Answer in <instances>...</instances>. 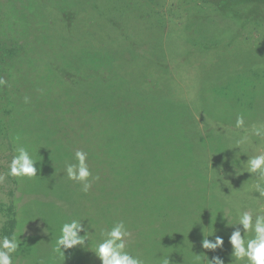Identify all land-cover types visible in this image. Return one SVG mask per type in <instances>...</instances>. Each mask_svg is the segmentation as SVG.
<instances>
[{
  "label": "rangeland",
  "instance_id": "rangeland-1",
  "mask_svg": "<svg viewBox=\"0 0 264 264\" xmlns=\"http://www.w3.org/2000/svg\"><path fill=\"white\" fill-rule=\"evenodd\" d=\"M216 37L223 40L214 41ZM262 66L264 0H0V80L4 81L0 89L6 110L31 111L39 102L37 98H47L55 111L81 108L93 116H108L109 135L104 142L111 156L106 159L123 157L122 152L135 144L134 138L148 133L158 140L182 139L184 146L201 149L194 142L200 135L193 115L157 101H179L183 92L191 96L202 81L207 86L205 98H215L218 95L211 92L212 87H225ZM236 100L230 98V107ZM193 112L210 118L207 113ZM252 122L245 129H227L234 143L214 140L212 144L234 153L264 154V138L252 135L253 126L264 123L263 114ZM201 129L207 137L215 127ZM245 134L251 137V144L237 145L236 138ZM5 156L0 153L3 178L8 176ZM181 158L184 162L197 160L188 152ZM228 160L232 161L228 157L207 158L204 167L188 169V174L183 164L178 169L191 186L201 188L207 207L212 203L218 210L226 207L249 212L247 192L258 185L264 187V177L232 168L225 164ZM215 161L222 167H209ZM120 173L126 174L121 168ZM131 188L135 189L133 179L120 189L126 193ZM0 191V203L4 204V189ZM258 199L257 208L250 210L253 214L264 211V197ZM240 204L246 208L234 209ZM2 213L0 209V237L17 235L22 240L28 226H21L20 218L13 226ZM126 214L123 221L135 232L145 229L146 219L139 210ZM57 216H51L48 224L52 243L23 239L17 263H24V258L33 264L65 260L63 251V255L54 251L60 236V230H55ZM205 225L212 228L210 220L206 219ZM130 233L126 251L144 264H157L162 257L181 264L178 255L184 252L178 246L173 245L177 251L173 254L163 240L149 239L135 250L137 235ZM184 256L189 258L187 253Z\"/></svg>",
  "mask_w": 264,
  "mask_h": 264
},
{
  "label": "trees",
  "instance_id": "trees-1",
  "mask_svg": "<svg viewBox=\"0 0 264 264\" xmlns=\"http://www.w3.org/2000/svg\"><path fill=\"white\" fill-rule=\"evenodd\" d=\"M224 25L225 23L221 24V26ZM221 39L223 40L222 37H216L214 41ZM227 89L229 92L225 91ZM222 91L218 93L213 90L212 93L222 95L228 103L231 97L236 98L237 104L230 107L229 103L225 110L215 108L212 111L201 110V113H207L210 117L216 115L225 124H231L225 125L230 129L235 126L237 116L244 117V129L253 125L254 117L261 114L264 116V66L257 71L242 74L239 79L225 85ZM245 93H251V95L248 96ZM38 99L39 102L31 111L16 113L14 110L7 111L0 89V153L6 154L7 171L18 146L29 150L32 158L37 162L35 166L38 169L35 178L5 176L3 183L0 184V189H4L6 196L4 204L0 203V209L6 220H11L13 226L18 222L17 218H20L21 226H27L28 222L35 218L41 223H45L48 219L46 222L48 224L51 216L58 215L55 220V230H60L63 223L72 219L79 220L88 216L105 214L110 221L123 220L127 212L132 214L139 210L146 219L143 231L135 232V228L125 223L129 232L137 235L136 239H132L136 242L135 250L141 241L153 239L162 242L163 240V243L170 245L166 249L171 253L177 254V251L172 248L174 245L178 246L184 254H189V258L184 254L178 255L181 264H212L214 258H219L223 264H240L232 256L229 237L234 230L232 225L236 223L237 213L241 211H232L226 207L218 210L212 203L207 207V199L201 195V188L189 184L188 177L178 169V159L173 158L172 155L164 158V153L156 154L157 161L153 159L152 164L147 160L148 155H153L155 152L152 151L161 147V142L170 140V137L161 138V141H158V137L148 133L135 141L136 144H141V150L131 149L121 158L106 159L102 144L108 116H93L88 109L81 108L55 111L50 99L37 98L36 100ZM209 107L211 108V105ZM212 135L211 133L207 136L208 140H211L208 141L210 147L218 148L212 144L214 140L224 145L230 143L228 138L218 140ZM239 138H236V143ZM226 150L230 153L228 158L232 160H228L227 163L241 170H247V166L241 162L242 160L246 162L252 156L244 153L243 150L238 153ZM77 151L87 153L86 162L92 173L89 178L91 187L87 192L82 191L80 183L75 184L66 177L65 168L68 164L76 163ZM165 161H167V169ZM120 168L124 169L126 174L120 173ZM155 168L157 170H154ZM155 175L161 178L162 182L170 179L171 187L151 188L153 180L151 178ZM132 179L135 189L131 188L125 193L120 188L124 182L128 180L131 182ZM148 185L149 187H146ZM256 188L257 186L251 192L250 190L247 192L249 212L258 206L256 201L259 200V193ZM156 193L163 194L164 197L159 198V201L154 203L155 206H151L150 195ZM140 196L143 197L139 198ZM100 199L104 204L97 203ZM262 203L264 205V199ZM237 208L246 207L240 204L234 209L237 210ZM255 215L253 214L254 217ZM159 219H163L164 222ZM206 219L211 221L212 228H206ZM114 223V221L109 222L110 228ZM159 235L162 239L156 238ZM217 236L224 240L220 248L215 251L202 248L203 239L214 241ZM245 236L250 238L252 233L247 232ZM25 238L24 236L23 239ZM23 239H18L20 244Z\"/></svg>",
  "mask_w": 264,
  "mask_h": 264
},
{
  "label": "clouds",
  "instance_id": "clouds-1",
  "mask_svg": "<svg viewBox=\"0 0 264 264\" xmlns=\"http://www.w3.org/2000/svg\"><path fill=\"white\" fill-rule=\"evenodd\" d=\"M3 83L4 81L0 80V84ZM244 125V117L237 116L235 127L242 129ZM252 135L264 138V123L253 126ZM245 143H251V137L247 134L239 138L237 145ZM15 152L16 154L12 157L9 164L8 176L14 178H35L38 172L35 166L37 162L32 158L29 150L23 146H18ZM75 160V164L66 166V177L70 181L80 183L82 191L87 192L91 187L89 178L92 176L86 162L87 153L77 151ZM246 166L248 173H255L260 177H264V154L248 158ZM3 179L0 176V181ZM256 191L259 196L264 197V187L258 185ZM232 227L234 230L229 237V244L235 260L240 262V264H264V213L256 214L254 217L251 212H238L236 223ZM81 232H85V235L81 236ZM247 232L252 233L250 238H246L245 233ZM91 235L87 234L81 220L72 219L69 222H65L60 228V236L56 240L54 251L62 254V248L67 250L76 246H83ZM100 235L102 240L95 245L94 249V254L100 264H144L143 260L126 251V241L131 233L123 220L115 222L110 229H101ZM18 237L17 235L0 237V264H13V254L20 249ZM223 243L224 240L220 236H217L214 241L205 238L201 242L202 248L209 251H215ZM161 264H169L168 257H162ZM212 264H223V262L219 258H214Z\"/></svg>",
  "mask_w": 264,
  "mask_h": 264
},
{
  "label": "crops",
  "instance_id": "crops-1",
  "mask_svg": "<svg viewBox=\"0 0 264 264\" xmlns=\"http://www.w3.org/2000/svg\"><path fill=\"white\" fill-rule=\"evenodd\" d=\"M207 88L206 86V81H202L200 86H198V88L196 89V91H194V93H192L193 95L188 96L186 95V93H182V97L183 99L179 100V101H168L165 98H162L161 100L157 101V104L162 105L163 103L168 104L169 106H173L174 109L177 110H183L186 111L187 114L191 113L193 115V119L196 121V125L198 127V136L194 142L199 145L201 147V149L199 148H195V147H187L184 146V140L180 139V140H175L174 138H170V140H166L161 142V147H157L155 148L152 152L153 155H148L147 160H149V162L152 164L154 163V160H156L157 156L156 154H162L164 153V158L167 157L168 155H172L173 158H177L178 159V167L179 169H182V166L184 165V168L187 169V171H184L185 174H188V169H192L193 168H197L198 165L201 166H205V159L207 158H225V157H230V153L227 150H223L221 148H213L210 147V143L208 141V138L206 137V133H204L202 131V127L205 125L211 126V127H215V129L212 130L213 135L212 136H216V139H220V138H224L226 140V138H228V140L230 142H233L232 137L230 135L231 131H228L227 127L225 125H231V124H225L224 122H222V120H220L219 118L216 117V115L211 116L210 118H206L204 116L199 117L198 114H195L193 111L197 110L199 113L201 110H214L215 108L219 109V110H225L228 108L229 103L228 101L222 96V95H218L215 98H205L204 94L205 89ZM225 87H221V86H217V87H212V91L216 90L218 93H222ZM158 105V106H159ZM209 105H211V108L209 107ZM172 109V108H171ZM195 114V115H194ZM107 122L106 121V133L104 135V140L105 138H108V126H107ZM144 137V136H143ZM142 138V137H140ZM138 138H134L132 142H135L136 140L140 139ZM103 140V148L105 151V155L106 156H111L109 154L108 151V143L104 142ZM192 140V139H191ZM161 141V140H158ZM157 142V141H155ZM217 147V146H216ZM138 148V145L132 144V146H129L127 148V150L123 151V154H126L129 150L131 149H135V150H141L142 148ZM211 148H213V150H211ZM184 152H188L190 154L191 157L196 158V161H185L182 160L180 157H183ZM118 157H120L122 154H116ZM114 155V156H116ZM116 156V157H117ZM139 158H143V157H139ZM109 159V158H108ZM153 160V161H152ZM183 164V165H182ZM226 165L231 166L232 168H234V166L230 163L225 162ZM209 167L210 166H221L220 163L218 162H211L208 164ZM230 167V168H231ZM153 170V168H152ZM154 170H157L156 168ZM183 172V170H182ZM184 174V173H183ZM156 176V177H155ZM152 176L151 179L152 180V184L150 185L151 188H164V187H171L170 186V179L165 180L162 182L161 178H158L157 175ZM155 180V181H154ZM146 187H149L146 186ZM142 188V187H141ZM165 189V188H164ZM152 197V200L150 201L151 206H155L154 203H156L157 201H159L158 199L161 197H164L163 194L160 193H156L153 195H150ZM143 196H140L139 198H142ZM148 197V196H146ZM161 201V200H160ZM25 202V201H24ZM23 202V203H24ZM97 203L100 204H104L102 202V200H98ZM160 203V202H159ZM107 204V203H106ZM82 221V224L85 227V230L87 232L88 235H91L88 237L87 241H85V244L83 246H76L72 249H61V251L64 252L65 255V260L59 259L53 262H42L40 264H100V261L98 260V258H96L95 254H94V249H95V245L97 243H99L102 240V236L100 235L101 229H110L109 226V222H117L119 220L122 219H113L110 221L108 215L105 214H98L95 216H88L86 218H81L79 219ZM34 221V222H33ZM48 221V219L45 221V223H41L39 222L36 218L33 219L32 221H30V223L28 222L27 226H28V233L26 235H24L28 241H31L35 244H41V241H47V242H51V239L49 238L52 235V232L48 231V224L46 223ZM159 221L164 222L163 219H159ZM40 223V224H39ZM81 236L85 235V232H81L80 233ZM155 235V234H153ZM44 236V237H42ZM159 237H162L159 235ZM19 251V250H18ZM18 251L13 254V264H33L30 261L27 262V260L24 258V263H17V258L16 255L18 254ZM25 251H23L24 253ZM55 257L58 259L59 258V254L56 253L54 254ZM157 264H161V262H158ZM169 264H173V263H169Z\"/></svg>",
  "mask_w": 264,
  "mask_h": 264
}]
</instances>
